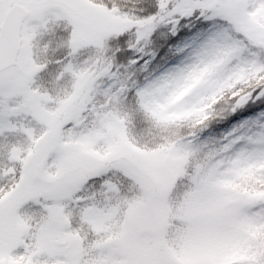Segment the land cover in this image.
Listing matches in <instances>:
<instances>
[{
  "label": "snow or ice",
  "instance_id": "1",
  "mask_svg": "<svg viewBox=\"0 0 264 264\" xmlns=\"http://www.w3.org/2000/svg\"><path fill=\"white\" fill-rule=\"evenodd\" d=\"M0 264H264V0H0Z\"/></svg>",
  "mask_w": 264,
  "mask_h": 264
}]
</instances>
